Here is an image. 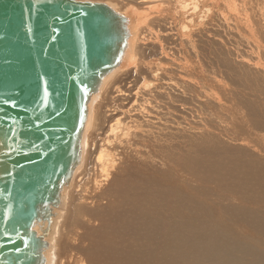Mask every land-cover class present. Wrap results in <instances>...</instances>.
<instances>
[{
	"label": "bare ground",
	"instance_id": "bare-ground-1",
	"mask_svg": "<svg viewBox=\"0 0 264 264\" xmlns=\"http://www.w3.org/2000/svg\"><path fill=\"white\" fill-rule=\"evenodd\" d=\"M77 1L106 3L127 17L132 37L124 53L118 42L112 44L120 62H113L114 70L100 79L99 94L89 107L82 163L66 190L50 239L49 264H205L208 258L219 259L214 264H261L262 251L220 226L230 225L223 224V212L232 223L240 215L245 235L264 241V134L257 135L264 130V96L255 100L248 93L264 83V0ZM197 137L229 144L250 156L230 167L231 175L224 172L227 167L214 166L204 173L224 176V184L239 191V198H226L246 205L233 201L221 213L195 200L192 192L184 195V190L161 182L128 179L115 185L122 168L166 170L164 157L154 147L174 139L188 144ZM257 195L261 201L251 202ZM166 198L179 199L167 212L188 215L183 222L190 216L199 219L170 231L156 229L149 212ZM77 222L86 230L85 237ZM206 245L215 246L211 254L203 251Z\"/></svg>",
	"mask_w": 264,
	"mask_h": 264
},
{
	"label": "water",
	"instance_id": "water-1",
	"mask_svg": "<svg viewBox=\"0 0 264 264\" xmlns=\"http://www.w3.org/2000/svg\"><path fill=\"white\" fill-rule=\"evenodd\" d=\"M117 13L99 1L0 0V264H49L89 107L120 62L112 44L124 53L132 37Z\"/></svg>",
	"mask_w": 264,
	"mask_h": 264
},
{
	"label": "rangeland",
	"instance_id": "rangeland-1",
	"mask_svg": "<svg viewBox=\"0 0 264 264\" xmlns=\"http://www.w3.org/2000/svg\"><path fill=\"white\" fill-rule=\"evenodd\" d=\"M125 3L128 4V1H126ZM133 4H136V3H133ZM247 83H248V81H247ZM248 93H249V95L251 94V98H253V99L255 98V100H256V96H259V97L264 96V83H262V86L260 88L254 87L253 90L249 91ZM255 93H257V94H255ZM128 104H132V103L130 102ZM263 134H264V130L261 133L260 132L257 133V135L261 136V137L263 136ZM185 142H186V139H174L171 142L166 143V145L168 147L164 148L163 150H160V149L166 145L156 146L153 148V150H159L160 156L164 157V160L167 163V169L166 170L160 171V172L145 171L146 172L145 173V172H139V171L135 172V170H132V169L122 168L119 171V173H121V174L118 173L114 177L115 178V185H117V184L119 185L128 179H134V181H140V183L147 182V181L152 182V180H153L154 183L159 184L161 182L160 185L166 186L170 189H176L178 191L184 190L185 191L184 195L192 192L189 195L192 196L195 200L201 201V203L204 206H208V207H211L213 209H219L221 213L223 212V210L227 209L228 207L230 208L231 206H227V205L234 204V202L236 200H233L232 198H226V197L227 196L228 197H234V196L238 197L237 194H239L238 193L239 191L237 189L230 188V187L226 186L224 184L225 183V180H224L225 178L223 179L224 176L223 177L221 176L222 178L221 177L213 178V177H209V176L204 175V173H206L207 170L210 168L209 166H211V167L214 166V167H223L224 169H225V167H227L226 169L228 171H224V172L227 173L228 175H231L230 167L234 168V166L238 163V161L240 159L248 160L250 158V156L244 154L246 156L245 157V156H243L242 151L235 149V148H232L231 145L222 143L223 145H225V146H223V145L219 144L221 142H219L217 140H210L208 138L200 139L199 137H197L195 139V142L188 143V144H186ZM216 145H218V146L216 147ZM230 148H232V149H230ZM229 149H230V151H229ZM239 151L241 152V154L239 153ZM237 154L239 156H237ZM235 155H236V157H235ZM244 158H246V159H244ZM236 159H237V161H236ZM189 160H191V162H189ZM231 163L233 164V166ZM142 167H144V166H142ZM152 169H155V168H152ZM123 174H124V177L122 176ZM120 175H121V177H120ZM181 175L186 176L185 180H183L181 178ZM154 179H156V180H154ZM159 180H161V181H159ZM163 180L165 183L163 182ZM247 180L248 179H242V182L247 185V183L248 184L250 183V182H247ZM237 182L241 183V181H239V179L237 180ZM223 189H225V190H223ZM219 191H221V192H219ZM211 193L212 194L214 193V194L212 195ZM220 193L222 194V196ZM227 194H229V195H227ZM199 196L202 198V200H200ZM260 196H261L260 199H262L263 195L260 194ZM196 197H198V199ZM260 199H259V196L254 197V198H251V202H254V201L260 202L261 201ZM175 200H179V199L175 198ZM175 200L172 198L163 199L161 201L163 204L161 206H159V209H156L155 208L156 206H154L153 210L149 212L151 215V220H154L153 226L154 227L156 226V229L159 228V230H162L166 227L165 230L170 231L172 229L171 227H175L176 225L179 226L180 224L181 225H187V223H189L190 220L195 221V219L196 220L199 219V216L196 215V216H193L194 217L193 219L191 218L189 220V218L191 217L190 216L188 218L187 222H183L182 221L183 215H184V217L186 216L184 213H181L179 215V213L177 212L176 213L177 215H176V214H171V213L167 212V209H171L173 207H176ZM192 201H194V200L186 199L184 202L192 203ZM239 203H240V205L242 204V206H244L243 204H245V203H242V201L240 200V202L236 201L234 205H238ZM127 204H128V202L125 203V205H127ZM252 205H251V207H253V208L256 207V206H252ZM246 207H250V205H247ZM155 211H156V213H155ZM254 211L256 212V210H254ZM258 212H256V213H258ZM157 213H159V214L156 215ZM202 213H204V212H201L199 214H202ZM195 214H198V213H195ZM263 214L260 213V215H263ZM181 215H182V217H181ZM215 215L218 216V214H216V213H215ZM223 215L226 217L225 222L227 221L226 223L223 222V224H230V225H228L227 227H225L223 225L220 226L221 231H223V232L229 231L228 234H232L233 236L238 235L242 242H246L247 246L249 245L253 249L260 250L264 254V247H263L264 241H254L253 239H250L245 235L244 229L242 230L241 229L242 227H240L243 225V223H241V216L240 215H236L235 218L237 220L234 218L233 223L231 222L232 221L231 216L225 214L224 212H223ZM156 216L157 217L159 216L162 219L160 221H158L157 219H159V217L156 219ZM186 217H188V215ZM168 218H170V219L167 221ZM170 220H172V222ZM228 220H230L229 223H228ZM164 221H166V223L169 222V224H167V226L171 225L170 227L168 226L169 229H167V226L164 223ZM194 221H193V223H194ZM170 222H171V224H170ZM172 224H174V225L172 226ZM76 225H77L78 231L80 230L79 233H81V235L85 237L86 230L84 228H82V226L80 225L79 222H77ZM82 229H83V232H82ZM244 239H248L249 241H245ZM75 243L77 244V242L72 241V244H75ZM191 245H192V243L189 244L190 247H191ZM207 246L209 247V245H206L202 249L204 252L206 251V253H208V254L210 251V254H211V250L215 246L210 245L209 248ZM228 254L230 255L232 253H230L228 250ZM233 255H235V253ZM248 257H250V256H248ZM220 259H223V258H220ZM215 261L218 263L219 259L217 261L216 258H212V259L208 258L207 260L204 261V263L205 264H214ZM258 262H261V264L262 263L264 264V261L258 260Z\"/></svg>",
	"mask_w": 264,
	"mask_h": 264
},
{
	"label": "snow or ice",
	"instance_id": "snow-or-ice-1",
	"mask_svg": "<svg viewBox=\"0 0 264 264\" xmlns=\"http://www.w3.org/2000/svg\"><path fill=\"white\" fill-rule=\"evenodd\" d=\"M79 87H80V89H81L82 95L87 94V85H86L83 81L81 82V84H80ZM45 94H47V90H46V89H45ZM13 107H15V105H13ZM77 123H79V119H78V118H77ZM8 135H9V136H12V135H13V130H12V129L9 130ZM5 147L7 148V147H9V146H8L7 144H5ZM7 155H8V156H11L12 153H11V152H8ZM9 174H10V175H13L14 173H13L11 170H9Z\"/></svg>",
	"mask_w": 264,
	"mask_h": 264
}]
</instances>
